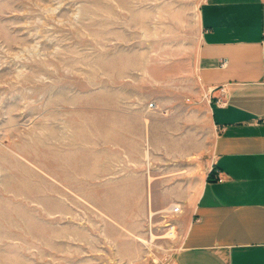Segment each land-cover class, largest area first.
I'll return each instance as SVG.
<instances>
[{
  "label": "rangeland",
  "instance_id": "obj_1",
  "mask_svg": "<svg viewBox=\"0 0 264 264\" xmlns=\"http://www.w3.org/2000/svg\"><path fill=\"white\" fill-rule=\"evenodd\" d=\"M203 1L0 0V264L170 263L169 206L131 231L109 215L105 179L72 172L108 154L92 120L147 68L174 74L213 141L195 80Z\"/></svg>",
  "mask_w": 264,
  "mask_h": 264
},
{
  "label": "crops",
  "instance_id": "obj_2",
  "mask_svg": "<svg viewBox=\"0 0 264 264\" xmlns=\"http://www.w3.org/2000/svg\"><path fill=\"white\" fill-rule=\"evenodd\" d=\"M199 19L196 92L213 141L174 74L147 68L92 120L108 154L78 157L72 174L105 179L109 215L131 231L180 204L169 264H264V0H204Z\"/></svg>",
  "mask_w": 264,
  "mask_h": 264
},
{
  "label": "built area",
  "instance_id": "obj_3",
  "mask_svg": "<svg viewBox=\"0 0 264 264\" xmlns=\"http://www.w3.org/2000/svg\"><path fill=\"white\" fill-rule=\"evenodd\" d=\"M149 107L154 108L155 106V102H150L149 103ZM220 179V178H219ZM182 206L180 204H172L170 205L167 209H164L163 211H161V213H163V217L165 219H169L168 221H166L165 223V234L162 235V237L165 236V238L170 239V241L174 240L177 237V227L174 223L173 220V216L174 214H178L181 212ZM159 249L160 246H157ZM166 252H173L174 248L173 246H171L170 248H163Z\"/></svg>",
  "mask_w": 264,
  "mask_h": 264
},
{
  "label": "trees",
  "instance_id": "obj_4",
  "mask_svg": "<svg viewBox=\"0 0 264 264\" xmlns=\"http://www.w3.org/2000/svg\"><path fill=\"white\" fill-rule=\"evenodd\" d=\"M213 171H214V168H213L212 172L210 173V175H212V174H213ZM209 177H210V176H209Z\"/></svg>",
  "mask_w": 264,
  "mask_h": 264
}]
</instances>
